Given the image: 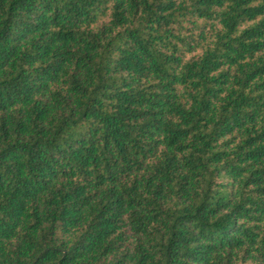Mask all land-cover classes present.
Segmentation results:
<instances>
[{
  "label": "trees",
  "instance_id": "1",
  "mask_svg": "<svg viewBox=\"0 0 264 264\" xmlns=\"http://www.w3.org/2000/svg\"><path fill=\"white\" fill-rule=\"evenodd\" d=\"M0 264H264V0H0Z\"/></svg>",
  "mask_w": 264,
  "mask_h": 264
}]
</instances>
